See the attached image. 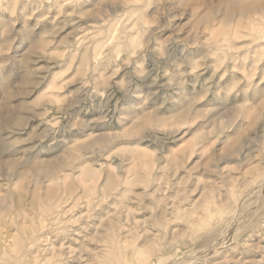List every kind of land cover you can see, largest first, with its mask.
<instances>
[{
  "label": "rangeland",
  "instance_id": "374dc122",
  "mask_svg": "<svg viewBox=\"0 0 264 264\" xmlns=\"http://www.w3.org/2000/svg\"><path fill=\"white\" fill-rule=\"evenodd\" d=\"M0 263L264 264V0H0Z\"/></svg>",
  "mask_w": 264,
  "mask_h": 264
},
{
  "label": "bare ground",
  "instance_id": "6f19581e",
  "mask_svg": "<svg viewBox=\"0 0 264 264\" xmlns=\"http://www.w3.org/2000/svg\"><path fill=\"white\" fill-rule=\"evenodd\" d=\"M122 2V1H121ZM127 8V7H126ZM261 12V11H260ZM171 53V52H170ZM245 102H248V101H245ZM241 107V106H240ZM187 113V112H186ZM263 192V191H262ZM240 209V208H239ZM245 214V213H244ZM232 231V230H231ZM221 240V239H220ZM22 248H24V247H22ZM33 248V247H32ZM28 250V249H27ZM19 255V254H18ZM18 257H20V255L18 256ZM21 258V257H20ZM20 261V260H19ZM15 263V262H14ZM1 264V263H0Z\"/></svg>",
  "mask_w": 264,
  "mask_h": 264
}]
</instances>
